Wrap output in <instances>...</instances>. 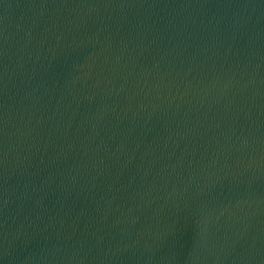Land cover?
I'll return each instance as SVG.
<instances>
[{"label":"water","instance_id":"water-1","mask_svg":"<svg viewBox=\"0 0 264 264\" xmlns=\"http://www.w3.org/2000/svg\"><path fill=\"white\" fill-rule=\"evenodd\" d=\"M0 264H264V0H0Z\"/></svg>","mask_w":264,"mask_h":264}]
</instances>
